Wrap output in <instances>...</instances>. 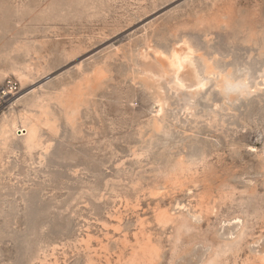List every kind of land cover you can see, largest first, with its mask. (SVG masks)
<instances>
[{
  "label": "rangeland",
  "instance_id": "rangeland-1",
  "mask_svg": "<svg viewBox=\"0 0 264 264\" xmlns=\"http://www.w3.org/2000/svg\"><path fill=\"white\" fill-rule=\"evenodd\" d=\"M7 81L0 264H264V0H0Z\"/></svg>",
  "mask_w": 264,
  "mask_h": 264
},
{
  "label": "bare ground",
  "instance_id": "bare-ground-1",
  "mask_svg": "<svg viewBox=\"0 0 264 264\" xmlns=\"http://www.w3.org/2000/svg\"><path fill=\"white\" fill-rule=\"evenodd\" d=\"M178 46H177V48H174L170 52L169 56H165V55L163 56L162 55L163 53L162 54L161 53L154 54V55H156L155 59H158V61L159 60L162 61L166 67V70H164V68H163L164 72L161 70L163 72L161 75V78L168 80L174 86L178 87V86H181L183 81H185L184 75L185 74L189 75V72L191 71V72H193V76L195 73V77H196V86L195 87L197 89L202 88L205 85V83H206L205 81L207 80V78L212 76L214 74V72L211 71V69H210L211 67L208 66V63L203 61L204 62V63H202L204 65V70L202 73L203 76L199 78L197 76V71H196L197 69L195 70V68H194L195 66L193 63L195 50L187 42H184V41L181 43V45L179 47ZM195 56H197V55H195ZM199 59H200V57H199ZM162 67H164V66H162ZM21 75H20V77H21ZM215 76H216V74H215ZM223 80L224 81H223L222 85L226 84V87L232 85V84H230V81L228 79L225 80L223 77ZM156 83H158V81ZM244 86L246 89V84ZM244 86L242 84H238L235 87L238 88V90H239V87H244ZM157 87H159V85L158 86L156 85V88ZM220 87H222V86H220ZM161 89H159V90L162 92ZM248 90H250V89L248 88ZM248 90H247V93H249ZM240 91L242 94L243 91L241 89H240ZM247 93L244 92L243 94H247ZM17 102H18V100L13 102V104L11 105V110L15 106V103H17ZM156 104L158 107L156 112L159 114L160 112H162V110H161L162 109V103H161V101L160 102L157 101ZM12 131H14L15 136L22 141V143L24 144L25 148L28 151H31L33 149H37V147H38V149L40 148L39 147L40 146V140L37 137L38 136L37 129L35 128L34 123L31 121L30 118H28L26 116H17L11 120H7L6 117H4L2 123L0 124V137L3 139L4 142H6L9 139V135H12ZM19 133H20V135H19ZM29 153H31V152H29ZM162 217H163V215H162ZM165 217L166 216H164V218ZM165 219L167 221L168 218H165Z\"/></svg>",
  "mask_w": 264,
  "mask_h": 264
},
{
  "label": "built area",
  "instance_id": "built-area-1",
  "mask_svg": "<svg viewBox=\"0 0 264 264\" xmlns=\"http://www.w3.org/2000/svg\"><path fill=\"white\" fill-rule=\"evenodd\" d=\"M17 92V84L13 81H7L4 86L0 88V102H5V100L11 101Z\"/></svg>",
  "mask_w": 264,
  "mask_h": 264
},
{
  "label": "snow or ice",
  "instance_id": "snow-or-ice-1",
  "mask_svg": "<svg viewBox=\"0 0 264 264\" xmlns=\"http://www.w3.org/2000/svg\"><path fill=\"white\" fill-rule=\"evenodd\" d=\"M183 85H181V87H182Z\"/></svg>",
  "mask_w": 264,
  "mask_h": 264
}]
</instances>
